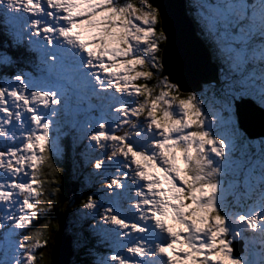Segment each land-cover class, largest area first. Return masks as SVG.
I'll use <instances>...</instances> for the list:
<instances>
[{
	"label": "snow or ice",
	"instance_id": "snow-or-ice-1",
	"mask_svg": "<svg viewBox=\"0 0 264 264\" xmlns=\"http://www.w3.org/2000/svg\"><path fill=\"white\" fill-rule=\"evenodd\" d=\"M0 11L15 22L11 42L54 77L37 83L15 52L0 48V229L12 240L9 264H36L47 244L30 229L34 219L51 212L59 188L50 183L47 201L39 199L45 193L38 190L43 182L36 172L45 165L60 171L52 139L55 129L58 155L61 138L69 136L61 108L69 107L71 97L58 83L65 74L78 80L85 96L119 100L112 123L103 117L84 123L88 143L81 155L92 165L90 175L99 174L101 183L107 178L109 189H129L135 210L129 219L89 192L83 207L96 220L88 224L89 233L114 237L117 245L95 255L92 264H149L157 257L165 264H242L234 258L233 244L245 224L252 230L259 226L262 254L259 259L245 255L243 264H264V207L233 216L231 223L220 208V177L231 154L228 142L213 131L216 125L227 128L233 153L239 145L255 150L250 160L258 154L248 171L254 174L259 166L258 203L264 204V137L247 136L237 107L250 102L264 111V0L258 5L219 0L211 17L197 14L224 71L241 76L234 81L226 75L220 99L209 85L219 105L208 109L211 120L203 96L184 88L165 65L169 35L163 10L153 0H0ZM188 61L178 48L177 64L186 67ZM109 92L112 96L104 95ZM89 183L86 179L84 187ZM153 233L159 237L155 243L149 239Z\"/></svg>",
	"mask_w": 264,
	"mask_h": 264
},
{
	"label": "rangeland",
	"instance_id": "rangeland-1",
	"mask_svg": "<svg viewBox=\"0 0 264 264\" xmlns=\"http://www.w3.org/2000/svg\"><path fill=\"white\" fill-rule=\"evenodd\" d=\"M136 1V0H131V2ZM186 2L187 4L190 5V3L192 4H196V9L194 12H192L191 14L188 13L187 11V7H186ZM184 1V10L185 13L187 15V17L189 18V20L192 22V25L194 27V33L195 35L198 37V39L201 40V38L203 40H201V42L203 43V45L205 46V48L207 49L208 53H210V59L211 62H213L212 60H214V57L217 59V57L214 55L213 52V46L212 44L209 42L208 39H205L202 32H201V27L202 25L200 24V19L198 17V13H202L204 16L207 17H211L212 16V9L215 8L217 6V4L219 3V0H187ZM134 3V2H133ZM246 3H248L249 5L252 4H257L259 3V0H246ZM200 4H204L205 7L204 8H200L199 5ZM196 18V19H195ZM198 21V22H197ZM0 22H2L0 24V28L3 29H9L11 31V29L15 26V22L12 20V18L10 16H8L7 13H4L3 11H0ZM199 23V25H198ZM5 35V34H4ZM201 37V38H200ZM2 45V44H1ZM11 48H13V46H11ZM24 51H26L24 48L20 51V53H23ZM20 58L24 59L23 57H21L20 54L16 53ZM31 61L30 62L35 68H39L41 71H39L40 74L44 75L46 73V70L44 68H41L43 66V64H41L34 56H30ZM219 59V58H218ZM21 62V61H20ZM214 63V62H213ZM216 66V70H217V79L218 82H216V84L219 83V80L226 75H228L229 73L225 72L224 70L226 69V65L223 63L221 64L220 67L217 66L216 63H214ZM27 75H29L30 77H33L32 74H38L35 71H33L32 69H30L29 72L25 71ZM231 75V74H230ZM232 80L234 81H239L241 79V76L239 75V73H233L232 74ZM36 79L37 83H40L39 79L37 77H33ZM50 79H45V80H51L54 78L49 77ZM65 79L69 80L70 82L72 81V79L68 78V74H65ZM44 80V81H45ZM61 81L68 90V93L71 97L70 99V103H69V107L63 111V107L61 108V124L63 126V130L67 131V125H66V121H68L67 117L69 115L71 116H76V123H75V131L78 134L79 137V141L83 140L85 145L88 143L87 140L84 139L83 137V125L86 121H95L96 119L103 117L105 119H108L110 123H112V119H111V114H112V109L116 108L119 106V100L118 99H113V100H99L96 97L91 96L90 93H88V96H85L81 90L78 87H75L74 85L71 86L69 85V83H67L66 81H64L63 79H59L58 83L61 86L62 89H66ZM222 81H226L225 78ZM151 83H154V81H151ZM211 83H207L206 85H209ZM206 85H202L200 88L201 90V96H203L204 100H205V112H206V118L208 120L212 119V115L208 112L209 108H213V107H219L218 104H216L215 100L213 99V95L211 93V91H207V88L205 87ZM224 85H220L219 91L218 93L221 92V89L224 88ZM82 93V94H81ZM106 96H112V93H106ZM116 96L118 97L119 94H116ZM90 97V98H88ZM218 99V97H216ZM222 98V92L220 93V97L219 99ZM89 99L92 100V105L86 104V102H89ZM78 100H81L83 103L79 104L77 103ZM72 101V102H71ZM75 103V104H74ZM178 103V102H177ZM62 105H63V101H62ZM93 112L96 115L93 116H88L86 113H92ZM63 114H65L66 116H64ZM64 117L65 120H64ZM141 119H143V117H141ZM256 129L259 128V125L257 123L253 124ZM93 127H95V123H93ZM213 131L215 132L217 138H219L221 135L224 137V139L228 142L229 144V153L231 154L230 160L226 157L224 160V174L220 177V187H219V204H220V208L222 210H224L225 214L228 215L229 217V223H231L232 217L233 216H238L239 214H245V215H250L253 212H255V210L258 207H264V204L259 205L258 201L260 200L261 197V189L258 187V190H255L256 184H257V180L258 177L260 175V171H259V166L257 165L256 171L254 174H252L251 176L248 175L249 173V168H244L243 170V163L247 157H249L242 149H241V153L243 152L244 154L242 155L241 153L236 152H232V148H231V136L228 133V130L226 127H222L219 125H216L213 127ZM263 129H261L259 132H262ZM53 139H52V150H53V155L57 158L60 157V153L57 155L56 154V138H55V129H53ZM83 147L78 146V142L76 144V159L75 161L73 160L72 164L77 167V169H75L74 171H72L70 174V185L71 187H75V183L78 182H82L84 185V181L86 179H90L92 181H96L97 184H88L90 186L93 187V193L95 194V196L97 195L99 200H102L103 198H107V195L111 196L114 195L115 197H119V194L117 193L121 190L119 188H116V186H113V189H108L107 184H108V179L106 178L104 180L103 183H101L100 181V177L99 174L97 175H90L92 173V165L91 163L88 162L87 156H82L81 153L83 151ZM170 151V150H169ZM232 152V153H231ZM91 155L93 156H98L101 155V153H91ZM74 157V158H75ZM256 158H258V155L254 156ZM219 160V158H217ZM246 162H249V160L247 159ZM39 170V167L37 169V171ZM103 172L108 173L109 176L114 174V169L113 168H105L103 170ZM37 173V172H36ZM79 178H82V180H80ZM76 180V182H75ZM79 180V181H78ZM77 185V183H76ZM96 185V186H95ZM84 187V186H83ZM95 188V189H94ZM125 194L123 193V190L120 191V195L122 196V199L126 201V204L128 205H124L123 203H119V200H114L113 197H109V200L107 202H101L104 205L107 204H112L113 207L115 208L116 211H119L124 217H127L129 219H133V211L135 212V210H133L134 208H130L129 204L127 202L128 199L133 198L131 197V193L129 192L128 188H125ZM79 190V191H78ZM78 192L79 194L82 193V188L78 187ZM255 190V191H254ZM76 191V192H77ZM75 193V192H74ZM130 197V198H129ZM129 201V200H128ZM121 202V201H120ZM101 209H97V212H100ZM86 212H90V210H86L84 209V207H76L74 208L73 211H71L70 213H72V219H68V217L70 216V213L66 214V216L63 214L61 216V218L58 220L60 225H64L62 231L60 230V228L56 229V233H61V235L64 236L63 240H62V244H64L62 246L63 250H66L65 246L69 244V246L71 247L70 251H71V256L68 259V264L71 263L72 259H73V254L76 251L72 248V246H74L77 249V242L75 241V239L77 238L78 241L82 239L81 236L78 235V232H76V230H79V226H81V221H84L85 227H88L89 223H94V219H91L90 216H86L85 213ZM77 216L78 220H75L74 217ZM99 218V217H97ZM261 219H264V217H262ZM36 220V219H34ZM74 221L73 228H68V224L71 225V223H69V221ZM171 223V221H169ZM76 223V224H75ZM74 229V231H73ZM240 232L241 235L240 237L234 242L233 247L235 250H237V253L234 252V258H238L242 260V264H243V257L245 255H249L250 253H255L254 256H251L250 258H254V259H259L261 257L262 254V246L260 245V243L258 242L259 240V226L256 230H252L249 229L247 227V225H242L240 227ZM94 238V235L97 237H101L100 240L101 242L104 244L102 245L99 249L95 248L96 251L93 252H100L97 253L98 254H103L108 252L110 249L117 247L116 242H115V238L114 237H108L105 238L102 235H98V234H91ZM153 237V238H152ZM18 238V237H17ZM73 238V240H72ZM159 237L154 233L150 234L149 239L151 242L155 243V240L158 239ZM253 238H256L257 242L256 243H252ZM66 241V242H65ZM237 242H240V247L242 248V250H238L239 246L237 245ZM44 249H48V247L45 246ZM0 250H2V252H0V255H2V257H0V260H4L5 264H9V262L11 261V257H12V251H13V247H12V240L11 238L5 233V231L3 229H0ZM239 255V256H238ZM93 260V259H92ZM165 264V260L163 257H157L155 260L150 261L149 264Z\"/></svg>",
	"mask_w": 264,
	"mask_h": 264
},
{
	"label": "trees",
	"instance_id": "trees-1",
	"mask_svg": "<svg viewBox=\"0 0 264 264\" xmlns=\"http://www.w3.org/2000/svg\"><path fill=\"white\" fill-rule=\"evenodd\" d=\"M187 1V0H186ZM134 3L136 1H133ZM186 7H187V11L188 13H192L195 11L196 9V4H192L190 3L187 4L186 2ZM196 19V18H195ZM198 22V21H197ZM199 25V23H198ZM160 25H157V28L159 29ZM5 34V35H4ZM2 44V45H1ZM11 46H15V44H13L10 40V33L8 32V30L0 28V48H7L9 51L11 52H15V49L11 48ZM17 53V52H15ZM19 54V53H18ZM22 57V56H21ZM24 58V57H23ZM22 59L20 58V67L22 69H26V68H35L33 65H31L30 62L26 61L28 59ZM214 63L217 64L218 67L221 66V64H223V62L220 59H216L214 57V60H212ZM230 75V74H228ZM231 79H232V74L230 75ZM225 76L222 78V80H224ZM221 79L219 80V83H211L209 85H214L215 87V96L220 97V93H218L220 85H223L224 83H226V81H222ZM151 83V81H150ZM209 85H206L205 87L207 88V91L209 92ZM200 95L201 90L197 91ZM212 93V91H211ZM213 95V94H212ZM65 111V109L63 110ZM89 115H92V113H88ZM64 116H66L65 114H63ZM66 117H64L65 120ZM68 121H66V125H67V131L69 133L68 137H62L61 138V143L63 145L62 151L60 152V157L55 158V163L57 165V167L60 169L59 172H55L53 173L52 169L48 168L47 165H45V169L44 171H41L40 169L37 171L36 176L39 180H41L42 186L38 189L39 191L45 193L43 196H41L39 199L47 201L48 196H47V192L52 190L49 187L50 183L55 184L58 188L59 191H57L56 195H55V200H54V207L52 208L51 212L47 213V214H41L39 219L33 220V223L31 225V229L30 232L32 235H36L37 238L40 240L41 244L44 243V241H47L46 247H48V249H44L45 247L42 248V255H38L37 257V261L36 264H52L53 263V258L52 256V247H53V237L56 233V229L58 228V220L59 218L62 216L63 213L65 214H69L72 209L75 207H82L85 202H86V198L89 194V192L93 193V187L88 185L87 187H83L82 193L83 195L79 194V190L75 193H70L67 194V191H69L71 189V185H70V173L72 171H74L75 169H77V167H75L72 162L73 160L75 161L76 158V144H77V133L74 129L75 127V123H76V116H71L69 115L67 117ZM262 138V137H260ZM259 138H254L253 140H256ZM243 142H241L242 144ZM241 147L238 145L237 147V152L241 153ZM248 156L250 154H252L253 152H255L254 149L251 148V146H249V150H244L242 149ZM232 153V152H231ZM258 155V154H256ZM254 155V156H256ZM250 160L249 157L246 158V160L243 163V170L244 168H251L252 164L254 162L255 159H257L256 157H254ZM75 157V158H74ZM247 159L249 160V162H246ZM49 163H51V161H49ZM249 176H251L252 174L248 173ZM80 180H82V178H79ZM90 180V179H89ZM76 181V180H75ZM79 181V180H78ZM81 185H83L82 182H80ZM79 183V186H80ZM89 184H96L95 182H93L92 180H90ZM84 186V185H83ZM96 186V185H95ZM95 189V188H94ZM255 190H258V186L256 184ZM254 190V191H255ZM98 198V196L96 195L95 198ZM41 208L45 207L44 204L40 205ZM72 213H70V216L68 217V219H70L72 216ZM72 219V218H71ZM75 220H78V218L75 216L74 217ZM79 221V220H78ZM70 224H68V228H73L71 226H73L74 221H69ZM80 223V221H79ZM76 224V223H75ZM81 226H79V230H76V232H78V235L82 237L81 240L78 241V239L76 238L75 241L77 242V249L72 246V248L76 251H74L75 253L73 254V259L71 261L70 264H92V259L95 256V253L93 252L92 248L89 247L93 244V237L91 235V233H89L88 231V227H85L84 222L82 221ZM74 231V229H73ZM89 233V234H88ZM73 240V238H72ZM80 243V244H79ZM86 243V247H81V245ZM91 249L92 250V254L89 255L88 254V250ZM0 252H2V250H0ZM0 257H2V255H0Z\"/></svg>",
	"mask_w": 264,
	"mask_h": 264
},
{
	"label": "water",
	"instance_id": "water-1",
	"mask_svg": "<svg viewBox=\"0 0 264 264\" xmlns=\"http://www.w3.org/2000/svg\"><path fill=\"white\" fill-rule=\"evenodd\" d=\"M153 2L159 4L163 10V26L169 35V43L165 45V65L173 71L174 76L181 81L184 88L189 90H198L201 82H218L216 66L209 60L207 49L194 33L192 22L184 10V0H153ZM178 48L188 54L189 61L186 67L176 62ZM237 107L240 126L247 136L251 139L264 137V111L250 102L238 103ZM254 123L259 125L258 129L253 125ZM261 129L263 131L259 132ZM76 190L75 183V187H71L67 194L74 193ZM63 214L66 216L65 213ZM63 227L64 225L58 222V228L61 231ZM63 238L61 233H55L53 237L52 264H68L71 251L69 244L65 246L66 250H63L64 244L61 243ZM234 252L237 253V250Z\"/></svg>",
	"mask_w": 264,
	"mask_h": 264
},
{
	"label": "clouds",
	"instance_id": "clouds-1",
	"mask_svg": "<svg viewBox=\"0 0 264 264\" xmlns=\"http://www.w3.org/2000/svg\"><path fill=\"white\" fill-rule=\"evenodd\" d=\"M185 2H186V0H184ZM194 28V27H193ZM8 30V32L10 33V30L9 29H7ZM195 32V31H194ZM201 38V37H200ZM201 40H203L202 38H201ZM204 41V40H203ZM205 42V41H204ZM209 60L211 61V59H210V53H209ZM28 69V68H27ZM45 70H46V68H44ZM25 70V69H24ZM26 71V70H25ZM39 75H40V77L38 78L37 77V75H35V74H32V76L33 77H37L38 79H39V81L41 82V81H44L45 79H50L49 77H51V78H54L53 76H50L49 75V73H48V71L46 70V73L44 74V75H42V74H40V73H38ZM60 79H63L64 81H67V82H69L67 79H65L64 77L63 78H60ZM59 82H61V81H59ZM62 83V82H61ZM63 84V83H62ZM201 85H200V87L203 85V84H207L206 82H201L200 83ZM63 86L67 89V87L63 84ZM75 87H77V86H75ZM71 88H72V85H71ZM104 95H106V94H104ZM79 104H82V103H80V102H78ZM76 182V181H75ZM77 183V190H78V187H81L82 188V190H83V185H81V183H80V186H79V183L78 182H76ZM76 190V191H77ZM121 190H123V193L125 194L126 192H125V190L126 189H121ZM120 190V191H121ZM75 191V192H76ZM120 191H119V197H113V199L114 200H119L118 202L119 203H121L120 201H123V199H122V196L120 195ZM111 197V196H110ZM75 208V207H74ZM74 208L72 209V211L74 210ZM116 212H118V213H120L119 211H116ZM121 214V213H120ZM122 215V214H121ZM123 216V215H122ZM77 217V216H76ZM83 222L84 221H87V220H82ZM81 221V222H82ZM94 223H96V221H94ZM93 237V236H92ZM93 240H98V241H101L100 240V238L99 237H97V236H95L94 235V238H93ZM237 245L239 246L240 245V242H237ZM89 247H91L92 248V250L93 251H96L95 250V248L97 249L98 248V245H96L95 243H94V241H93V244L91 245V246H89ZM70 249H71V247H70ZM242 250V248L239 246V248H238V250ZM94 253H96V252H94ZM239 256V255H238Z\"/></svg>",
	"mask_w": 264,
	"mask_h": 264
},
{
	"label": "bare ground",
	"instance_id": "bare-ground-1",
	"mask_svg": "<svg viewBox=\"0 0 264 264\" xmlns=\"http://www.w3.org/2000/svg\"><path fill=\"white\" fill-rule=\"evenodd\" d=\"M2 22H0V24H1ZM13 49H15V52H17V53H19L22 57H24V58H26V59H28V61H31V58H30V56H24V55H22V53H20V51L23 49V47L21 46L20 48H17L16 47V45L13 47ZM32 65V64H31ZM77 79H72V83H74V85L75 86H77V84H78V80L76 81ZM204 85H206V84H204ZM198 90H202L201 88H199ZM198 90H196V91H198ZM82 94V93H81ZM92 98H93V96H92ZM72 102V101H71ZM90 102H92V100H90L89 99V102H86V104H88V106L89 105H92V103H90ZM78 103V102H77ZM75 104V103H74ZM88 116H93V115H96L94 112H93V114L92 115H89L88 113H86ZM77 133V132H76ZM78 135V134H77ZM79 139V137L77 136V139H76V141L78 142V146H80V147H83L84 145H85V143H84V141L83 140H78ZM93 182H95L96 184H97V182L94 180ZM109 189V188H108ZM117 193L119 194V192H118V190H117ZM109 195H107V198H103L102 200H100L101 202H107L108 200H109ZM111 197H115L114 195H111ZM130 198V197H129ZM132 198H130V199H128L127 200V202L128 203H130V200H131ZM121 203H123L125 206L127 205L126 204V201L125 200H123V201H121ZM128 206V205H127ZM129 207L130 208H133V207H131V205L129 204ZM134 210V209H133ZM133 219L135 218V215H134V211H133V217H132ZM98 219V218H97ZM94 221H96V220H94ZM89 234V233H88ZM155 235V234H154ZM101 238V237H100ZM153 238V237H152ZM66 242V241H65ZM80 244V243H79ZM110 251V250H109ZM74 252V251H73ZM153 261V260H152ZM164 264V263H163Z\"/></svg>",
	"mask_w": 264,
	"mask_h": 264
}]
</instances>
